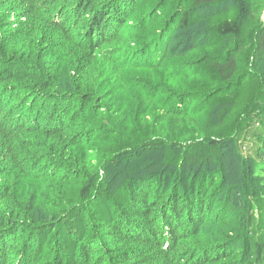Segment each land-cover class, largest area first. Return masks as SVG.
Wrapping results in <instances>:
<instances>
[{
    "label": "trees",
    "instance_id": "16d2710c",
    "mask_svg": "<svg viewBox=\"0 0 264 264\" xmlns=\"http://www.w3.org/2000/svg\"><path fill=\"white\" fill-rule=\"evenodd\" d=\"M263 1L182 0L164 20L168 0L141 16L138 0H0V264H264V192L251 185L264 186V111L240 126L264 95ZM206 7L215 9L207 17ZM204 20L209 47L223 39L234 45L205 62L182 63L189 51L174 44L175 32ZM137 23L152 32L150 56L138 63L127 61L139 53L131 38ZM253 29L254 72L238 74ZM169 63L170 80L176 66L207 63L223 82L208 94L172 97L176 122L204 108L200 99L232 92L212 122L236 126V135L149 138L126 159L108 158L97 174L90 153L78 148L112 125L107 87L135 81L130 67ZM231 144L240 182L219 171ZM154 152L173 174L145 182L140 174L149 173ZM125 176L129 193L113 200L106 193ZM237 211L241 226L231 222Z\"/></svg>",
    "mask_w": 264,
    "mask_h": 264
},
{
    "label": "rangeland",
    "instance_id": "374dc122",
    "mask_svg": "<svg viewBox=\"0 0 264 264\" xmlns=\"http://www.w3.org/2000/svg\"><path fill=\"white\" fill-rule=\"evenodd\" d=\"M161 1L162 0H138V5L141 6L137 11L139 14L138 16H141L146 10L157 6ZM179 2L181 3L182 0H168L167 3L164 2L165 14L161 9L163 13L162 19L165 20L166 17L170 19L179 5ZM223 6L228 5L224 4ZM213 10H215L213 7L204 8L205 17H207V14L213 12ZM147 12L148 11H146V13ZM138 19L140 20V17H138ZM140 24L141 23H137V27L135 28L136 33L131 35V38H134L135 43L139 45L136 49L139 53L127 59V61L130 62L138 63V59L144 61L145 57L147 59L150 56L146 44L152 41L149 40L152 32L149 33L146 29L142 31ZM253 26L255 27L256 23H254ZM159 28H161L160 24H156L154 27L155 30L153 32L156 37L160 33ZM206 29V22L204 20L196 24L194 28L189 31L175 32L174 44L180 41V43H182L180 46L181 50L185 53L189 51L190 54L180 59L182 63H191L192 65L205 62L204 58L207 59L214 54L219 55L225 53L228 48L234 45V42L223 39L218 45L209 47L205 39ZM253 33L255 34V29L250 33L247 32V36L243 39L244 51L242 55H240V69L238 74L254 72L253 60L250 58L255 49V35ZM177 34L179 36H176ZM191 44H196V48L190 49ZM229 44H231V46ZM170 64L171 63L167 64L166 67H145L136 71L130 67L127 69V72H131L135 81H129L130 77H124L125 75H123V77L126 78V85H121L117 81L113 86L109 85L107 87L109 95L103 103L107 110L105 116L112 121V125L110 127L106 124L104 132L99 134L93 142L83 144L80 149L78 148L79 155L87 151L90 153L97 174H103L102 172H104V168L108 164L106 161L108 158L114 155H121L123 159H126L139 144L145 142L147 139L149 140V138L159 140L163 136L167 139L181 140L187 143L194 137L204 138L206 134V136L209 137L217 136L222 139L228 138L227 136L232 139V137L236 135V126L232 129L222 130L212 122L216 109L219 108L221 104L232 99V92L225 91L222 94H215L212 99H200L199 101L206 102L207 104L204 108H201L203 103H200L195 107L192 114L190 113V116H180V124L176 122L175 115H173L175 103L172 102V97L178 99L181 94L190 92V90L208 94L209 90L213 88L218 89L217 86L223 82L217 78L215 70L209 67L207 63L198 65L197 67L195 66L196 68L192 70L190 68H181V65L176 66L174 68V71L176 70V80H170L167 76L169 73L167 67L168 65L170 67ZM200 66H203L204 69L200 68ZM185 73L191 75L189 76L191 79H188V77L185 78ZM199 81L201 84H198ZM212 81H215L216 85H211L210 83ZM225 88H221L218 91L222 92ZM260 111H264V95H261L257 104L252 105L245 111L244 115H242L240 126L242 127L247 121H254ZM236 148L237 147L232 144L225 147L222 166L219 169L221 174L223 171L228 181H239V178L243 175L241 163L237 161L233 155ZM159 155V152L152 153L151 163L148 167L149 173L145 175L140 174V177H142L145 182L157 179L158 176L165 175V177H167L173 174L170 168L161 163V158L158 157ZM128 182L131 184L132 179L129 181L127 176H125L110 187L106 194L113 198L115 194L120 193L125 195L129 193L128 187H126ZM251 185L254 186L255 189L257 188L259 192H264V186H257L254 182H252ZM235 188L239 189L237 197H242L240 196V191L243 192L241 185L239 184V186ZM240 206L242 207L241 204ZM220 211L221 210L217 211V213ZM243 221L244 214L242 216L241 211H237L231 217V222L233 224H239L241 226Z\"/></svg>",
    "mask_w": 264,
    "mask_h": 264
}]
</instances>
